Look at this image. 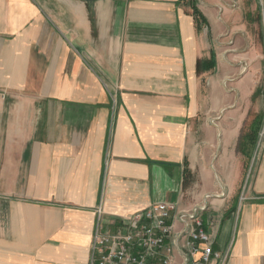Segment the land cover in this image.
<instances>
[{
    "label": "crops",
    "instance_id": "1",
    "mask_svg": "<svg viewBox=\"0 0 264 264\" xmlns=\"http://www.w3.org/2000/svg\"><path fill=\"white\" fill-rule=\"evenodd\" d=\"M253 1L196 0L197 28L183 0H0V264H88L99 210L165 201L204 206L223 264H264V56L235 73L217 46L264 52Z\"/></svg>",
    "mask_w": 264,
    "mask_h": 264
},
{
    "label": "built area",
    "instance_id": "2",
    "mask_svg": "<svg viewBox=\"0 0 264 264\" xmlns=\"http://www.w3.org/2000/svg\"><path fill=\"white\" fill-rule=\"evenodd\" d=\"M203 205L179 209L155 202L123 220L105 223L98 211L88 264H223L205 228Z\"/></svg>",
    "mask_w": 264,
    "mask_h": 264
},
{
    "label": "rangeland",
    "instance_id": "3",
    "mask_svg": "<svg viewBox=\"0 0 264 264\" xmlns=\"http://www.w3.org/2000/svg\"><path fill=\"white\" fill-rule=\"evenodd\" d=\"M189 1L191 2V0H183V2H185L184 6H186L188 9H190L189 8ZM253 3H254L253 0H229L227 8L229 11H232L233 13H243V12L251 13V12H254V14H255L257 9H254V10L252 9V11H251V7H253ZM217 11H218V9H217ZM252 19H254V17H252ZM224 38H226V37L220 36V41H223ZM217 46H218V53L220 54L221 58L224 61L227 60V62H230V63L233 62L236 65L237 68H236L235 73H237V72H240V74L245 73L246 71H248V69H251L250 67H252L253 65H257V63L261 59L260 55L264 56V52L263 53L262 52L248 53L246 51H236V52L228 53V52H224L225 50L222 51L223 48H220L219 45H217ZM238 49H241V47ZM262 59H264V58H262ZM263 61L264 60H260V62L264 66ZM242 68H243V70H242ZM228 85L230 86L231 82ZM261 110H262V101L260 103L259 102L254 103L250 106V109H249L250 115H249L248 120H247L248 128H249V125L252 122L254 116L255 115H261Z\"/></svg>",
    "mask_w": 264,
    "mask_h": 264
},
{
    "label": "trees",
    "instance_id": "4",
    "mask_svg": "<svg viewBox=\"0 0 264 264\" xmlns=\"http://www.w3.org/2000/svg\"><path fill=\"white\" fill-rule=\"evenodd\" d=\"M189 7L191 8V14L194 18V22L196 24V27L199 28L201 25H207V20L203 13L199 10L197 7L195 0L189 1ZM259 89L256 90V92ZM262 122V116L261 115H255L252 122L249 125L248 131L245 132L242 137H240L238 148L240 152L246 157L251 158L252 151L255 147L257 136H258V130L259 126ZM192 181V174L189 170H184V177L182 180V186L186 187L190 182Z\"/></svg>",
    "mask_w": 264,
    "mask_h": 264
}]
</instances>
